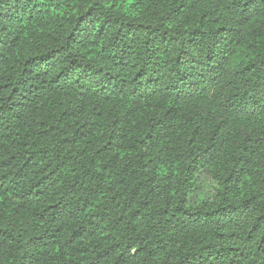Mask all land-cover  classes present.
<instances>
[{
    "label": "trees",
    "instance_id": "trees-1",
    "mask_svg": "<svg viewBox=\"0 0 264 264\" xmlns=\"http://www.w3.org/2000/svg\"><path fill=\"white\" fill-rule=\"evenodd\" d=\"M0 264H264V0H0Z\"/></svg>",
    "mask_w": 264,
    "mask_h": 264
},
{
    "label": "rangeland",
    "instance_id": "rangeland-1",
    "mask_svg": "<svg viewBox=\"0 0 264 264\" xmlns=\"http://www.w3.org/2000/svg\"><path fill=\"white\" fill-rule=\"evenodd\" d=\"M197 179V189L193 193L194 198H200L206 194H210L213 183L203 175H200Z\"/></svg>",
    "mask_w": 264,
    "mask_h": 264
}]
</instances>
